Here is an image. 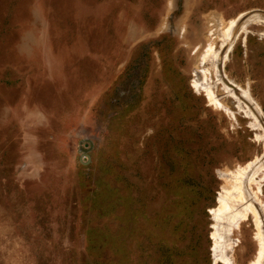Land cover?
Segmentation results:
<instances>
[{
    "label": "rangeland",
    "instance_id": "374dc122",
    "mask_svg": "<svg viewBox=\"0 0 264 264\" xmlns=\"http://www.w3.org/2000/svg\"><path fill=\"white\" fill-rule=\"evenodd\" d=\"M0 264H264V0H0Z\"/></svg>",
    "mask_w": 264,
    "mask_h": 264
},
{
    "label": "bare ground",
    "instance_id": "6f19581e",
    "mask_svg": "<svg viewBox=\"0 0 264 264\" xmlns=\"http://www.w3.org/2000/svg\"><path fill=\"white\" fill-rule=\"evenodd\" d=\"M260 20H261V19H260ZM237 21H238V19H237ZM230 24H231V26H233L234 24H236V20H232ZM236 25H237V24H236ZM236 25H235V26H236ZM228 27H229V26H228ZM243 29L246 30L247 28H243ZM229 31H230V30H229ZM229 31H228V33H229ZM229 35H230V34H229Z\"/></svg>",
    "mask_w": 264,
    "mask_h": 264
}]
</instances>
